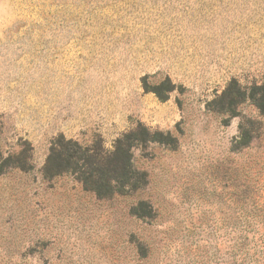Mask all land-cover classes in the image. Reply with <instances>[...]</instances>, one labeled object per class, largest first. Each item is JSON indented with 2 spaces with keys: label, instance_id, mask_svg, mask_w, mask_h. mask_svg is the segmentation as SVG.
Returning <instances> with one entry per match:
<instances>
[{
  "label": "rangeland",
  "instance_id": "obj_1",
  "mask_svg": "<svg viewBox=\"0 0 264 264\" xmlns=\"http://www.w3.org/2000/svg\"><path fill=\"white\" fill-rule=\"evenodd\" d=\"M263 85L264 0H0V264H264ZM70 139L131 183L46 174Z\"/></svg>",
  "mask_w": 264,
  "mask_h": 264
},
{
  "label": "trees",
  "instance_id": "obj_2",
  "mask_svg": "<svg viewBox=\"0 0 264 264\" xmlns=\"http://www.w3.org/2000/svg\"><path fill=\"white\" fill-rule=\"evenodd\" d=\"M260 90L262 91L259 99L264 101V85L260 87ZM255 95L256 93H253V96H247L241 88L231 86L225 89L222 98L223 103H228V107L231 108ZM144 131H146L145 139L156 140L154 136L147 138L150 134L147 128H144ZM63 172L77 174L84 187L94 191L100 197L120 192L122 187L129 185L134 178V168L128 148L117 146L109 151L103 146L83 144L71 139L61 143L59 147L52 146L45 163L46 174L56 175Z\"/></svg>",
  "mask_w": 264,
  "mask_h": 264
}]
</instances>
